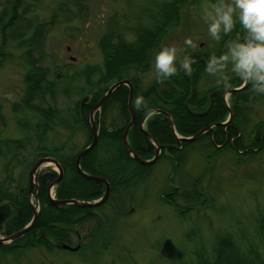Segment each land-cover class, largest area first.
<instances>
[{
	"label": "rangeland",
	"instance_id": "obj_1",
	"mask_svg": "<svg viewBox=\"0 0 264 264\" xmlns=\"http://www.w3.org/2000/svg\"><path fill=\"white\" fill-rule=\"evenodd\" d=\"M27 1L30 10L25 15L26 20L49 23L54 15L57 16V24L49 26L45 32L43 54L40 51L34 52L31 57L43 56V66L50 70L48 79H57L59 89L56 105L50 96L42 102V105L61 109L58 122L47 133L44 141L50 147L59 148L65 156L72 155L92 142L84 118H77L80 113L78 105L89 95V89L97 90L99 82L98 76L89 82L75 73L91 65L104 68L106 58L101 39L113 27V18L118 20L119 28L127 30L124 39L135 42L136 37L128 30L137 23L147 25L144 18L155 14L164 0H82L80 8L75 3L79 0ZM183 1L172 7L174 14L160 36L159 48L175 46L181 59L184 55L191 56L189 78L194 85L191 87V95L193 88L195 91L187 102L189 106L186 109L190 112L197 108L196 101L193 102L195 94L205 96L218 85L214 76L196 64L195 57L201 56L208 60L213 55H220L225 50L224 42L221 44L222 38L227 37L228 42L231 41L237 28L227 36H222L220 41L213 40L202 19L200 5L204 0ZM145 4L152 7L149 11H140ZM6 7L7 1L0 0V14ZM139 12H145L142 18L136 17ZM32 31L29 29L28 36ZM241 31L239 27L238 32ZM185 38H191L194 46H185ZM20 42V39L12 36V30L0 35V59L2 55H7L5 62L0 61L3 63L0 67V106L3 117L0 120V194L6 191L10 196L22 199L18 188L28 183L31 162L44 156H40L41 153L36 149L38 141L34 125L41 119L40 115L22 104L28 66L27 49L21 47ZM153 54L147 59L144 57L139 66L122 69V80L119 81L138 79V96L154 87L162 92L169 88L167 92L171 94L174 88L167 85L171 81L178 83L176 90L179 92H175V95H183L185 91L189 93V85L178 74L167 80H156ZM226 74L230 77V87L243 84L231 73L226 71ZM215 75L219 76L220 73ZM116 80L110 81L109 85L119 82ZM179 81L185 84L182 88L178 87L181 83ZM220 88L224 90V101L230 104L231 95H226L227 89L223 86ZM134 92L132 107L137 95L135 86ZM206 101L209 102L208 96ZM245 108L246 123H241V127L236 124V127L244 136L245 145H248L250 142L246 140H250L254 132L258 131L257 126L262 121L264 124V95H254L247 101ZM106 111L101 116L102 124L112 127L115 119L120 117V112L116 105L109 106ZM19 121L26 127L25 133L19 128ZM96 126L98 129L97 123ZM169 126L172 127L171 123ZM262 127L264 129V125ZM7 139L24 140L26 148L7 145ZM99 142L98 137L97 144ZM31 144L33 147H29ZM102 145H97L91 153L92 157L100 156L102 160L108 157ZM203 146L204 142L197 139L186 145L184 161L182 157L176 159L175 153L168 152L161 154L154 164L144 167L141 176L128 184L124 210L118 208L116 194L113 192L105 204L91 209L90 218L70 228L74 232L72 243L78 244L76 231L82 236L81 251H57L49 244L25 249L24 245L30 246L25 236L18 238H23L22 241L14 243L19 250L16 253L11 252L14 249L7 250L11 242L1 244L6 248H0V264H200V259L209 262L210 246L223 239L224 235H229L231 240L243 244L254 254L258 250L264 256V146L259 148L256 143L253 145L255 151L239 154L230 149L216 153L213 148L205 150ZM51 166L56 169L55 165ZM47 168L46 165L42 170ZM183 178L189 179V183L181 181ZM59 184L52 188L54 193ZM183 185H186V193H190L194 199L188 200L182 195L180 188ZM195 187L198 188V199ZM29 202L35 204V197L32 196ZM40 206L39 203V210ZM192 230L195 240L190 242L188 232ZM3 237L6 238L0 230V238Z\"/></svg>",
	"mask_w": 264,
	"mask_h": 264
},
{
	"label": "trees",
	"instance_id": "obj_2",
	"mask_svg": "<svg viewBox=\"0 0 264 264\" xmlns=\"http://www.w3.org/2000/svg\"><path fill=\"white\" fill-rule=\"evenodd\" d=\"M7 7L0 14V35L10 32L12 30V36L16 39H20V46L25 47L26 51V63L28 66V72L25 76V95L22 99L23 106L35 110L40 115V120L35 123V129H37L36 139L38 144L36 149L38 150L40 156H54L56 157L64 170L63 180L57 187L56 198L57 199H81L94 201L99 199L104 191L105 187L102 183L89 180L81 176L76 169L75 161L76 156L79 152L65 156L62 154L60 149L50 147L45 140V136L49 131L52 130L53 125L58 122V115L60 113L57 106H45L42 105V102L45 101L47 96H50L51 99L57 104V98L59 95L58 84L55 81H50L48 76L50 70L43 66V56L39 55L38 57L32 58L31 55L34 52H41L43 54V44L45 38V32L47 33L48 27L54 24H57V16L54 15L49 23L36 21L34 19L26 20L25 15L30 10V6L27 4V0H6ZM26 1V3H25ZM82 0L75 2L78 8L81 7ZM125 1V0H122ZM128 1V0H126ZM183 0H164L155 14L149 15L146 20V24L133 25L130 31L134 37H136L135 42H127L125 39V32L123 28H119L118 20L112 19V28L110 31L105 33L101 39V47L105 56V66L104 68L98 66H86L83 70L75 73L76 76L84 77L89 82H92L95 77L98 76L97 81V90L95 91L89 89L90 100L85 105L80 103L78 108L80 113L77 115L78 119L84 118L86 126L89 130V137L93 140V130L90 124V113L92 112L94 106L101 100L102 96L108 91L111 85L110 81L117 79L116 81L122 80L120 75L122 74V69L129 67H136L141 65L142 60L147 59L149 55H155V52L159 48V43L161 39V34L165 28L170 24L171 18L173 17L172 7L179 4ZM197 2L200 0H192V2ZM184 2V1H183ZM182 2V3H183ZM191 2V1H190ZM25 6V7H24ZM156 6V5H155ZM24 7V8H23ZM152 7L149 4H145L139 10L149 11V8ZM145 12H139L136 17L142 18ZM135 17V18H136ZM123 27V26H121ZM237 32L235 33L232 40L241 36L243 37V31L238 32L239 26L237 25ZM33 30L28 36V31ZM240 34L237 36L236 34ZM125 38V39H124ZM227 37L222 38V43L225 44L228 42ZM230 39V38H229ZM5 41V38H4ZM33 56V55H32ZM153 56H151L153 58ZM7 55H2L0 61L6 60ZM33 59V60H32ZM204 59V58H203ZM206 60V59H204ZM209 60V59H208ZM206 60V61H208ZM192 61V60H191ZM199 67L202 66L206 70V63L204 61L195 59ZM3 63L0 62V67ZM197 68V66H196ZM178 75L179 78L184 79V82L189 85V93L184 92L183 95L174 94L179 92L177 87V82H168L174 89L171 94L167 92L169 90L162 92L158 87H154L152 90H149L147 93H142V96L145 100V105L140 109L133 108L135 110L137 120L140 121L149 111L152 110H165L169 112L174 120L177 127V130L180 134L184 136H192L197 133L201 128L208 127L214 121H222L227 118L229 114V107L226 105L223 100L222 93L216 94L215 105L212 106L211 110L206 114L195 117L190 112L187 111L186 107L187 102L191 96L192 84L187 79V76L191 77V71H186L179 66ZM88 78V79H87ZM131 82L134 84L136 89V96H138L139 82L138 79L131 78ZM181 82V81H179ZM181 82L178 87H183L185 84ZM199 82V81H198ZM171 83V84H170ZM157 84V83H156ZM240 85V84H239ZM235 85V86H239ZM222 85H217L214 90L220 88ZM233 86V85H232ZM170 87V86H169ZM228 89V88H227ZM251 86L247 85L244 89L232 93L231 98L232 108L234 110L235 116L234 123L237 125H244L246 123L245 105L247 101L251 100L254 97V93L251 92ZM210 90L208 93L213 92ZM224 91V90H223ZM197 93V91H196ZM207 93V94H208ZM185 94H188L187 96ZM198 96L195 94L194 101L198 105V110L205 111L210 106V95ZM129 95L130 90L126 85L119 86L107 99L100 111L95 115V120L99 129V139L100 142L97 144L104 148V153L107 154V158L102 160L100 156L94 158L91 156L93 150L98 147L97 145L86 154L81 160V166L84 171L90 174H101L106 177L111 185V193L116 194V202L119 209L124 210L126 200V189L128 184L138 179L142 174V169L147 167L138 163L133 157L129 156L125 150L123 143V134L127 127L128 122L131 119V113L129 111ZM178 95V96H177ZM207 96L209 97V102L207 103ZM38 101V103H35ZM36 104V105H35ZM38 104V105H37ZM189 104V103H188ZM111 105H116L118 111L120 112V117H117L113 122V126L105 127L102 124L101 116ZM202 108V109H201ZM205 109V110H204ZM81 115V116H80ZM1 115V106H0V120L2 119ZM264 125L263 121L257 126ZM105 127V128H104ZM19 128L25 133L26 127L23 124H20ZM223 128H216V133L212 138L210 132H207L198 140L204 142V149L213 148L216 153H219L222 150L230 149L234 152L237 150L231 146L230 143H227L225 147L218 148L215 146V143H220L219 140H224L225 136L223 134ZM263 129V127H262ZM147 130L160 145H166L169 143L175 142V137L172 134V130L169 126V120L166 115L162 113H156L152 115L147 123ZM233 132L230 134L237 135L238 128L235 126L232 129ZM261 129L258 130L259 134ZM220 133V134H219ZM255 133V132H254ZM254 135V134H253ZM250 137V136H249ZM35 139V140H36ZM252 141V137L249 138ZM5 140V139H4ZM91 140V141H92ZM103 140V142H102ZM129 140L133 149L144 159H151L155 155V147L150 139L143 133L138 125L133 127L129 132ZM237 140V139H236ZM235 140V141H236ZM34 141V140H33ZM31 141L30 143H32ZM215 141V143H214ZM239 141V140H238ZM36 142V141H35ZM102 142V143H101ZM7 145H12L17 148H26L24 140L17 139H7L5 142ZM27 143V140H26ZM34 143V142H33ZM189 142L185 143V147L181 150L171 149L170 151L176 154V159L181 158L184 161L185 159V149L186 145ZM236 145L237 142H234ZM256 144V143H255ZM264 144V143H263ZM259 145V144H258ZM237 146V145H236ZM29 147H33L31 144ZM86 147V146H85ZM238 148L243 150L245 147L243 145H238ZM63 148H61L62 150ZM57 152V153H56ZM252 151H248L251 153ZM59 153V154H58ZM238 153V152H237ZM239 154V153H238ZM184 155V156H183ZM90 157V158H89ZM35 164L33 160L31 162V168ZM58 173L51 169L47 168L42 171L38 176L39 182V202H40V214L36 225L22 237H27V243H30V246L24 245L26 249L38 245L45 244L55 247L53 240H63L68 242V237L70 236L68 232L71 231L70 228L76 227L78 222L91 217V209H96L97 207H80L74 204H69L63 208L56 207L48 198V188L56 179ZM123 178V180H117L118 178ZM111 179V180H110ZM187 178H183V181L186 184ZM188 182V181H187ZM189 183V182H188ZM26 185H20L22 189L18 188V192L23 196L20 199L18 196H10L6 191L2 192L0 195V230L3 231L5 235H12L22 228H24L34 217V210L30 205L28 200L26 190ZM193 185V184H192ZM186 185L181 186L182 195H184L188 200L194 199L190 196V193H186ZM195 194L197 195L196 199L200 198L198 196V188L195 187ZM192 194V193H191ZM113 196V195H112ZM44 207V208H43ZM101 207V206H99ZM189 215V214H188ZM187 216V215H186ZM181 217H185L182 215ZM194 231L188 232V240L193 242L195 240ZM264 236V230H262ZM23 239V238H22ZM22 239L16 240L14 243L22 241ZM11 244L7 247V250H11L12 253L18 252L16 245ZM32 244V245H31ZM248 245V243H246ZM6 248L0 244V248ZM21 247V246H20ZM210 257L208 261L200 259V264H264V256L261 252L257 250L254 254L253 251H249L243 244H239L230 239L229 235H224L223 239L218 240L210 246Z\"/></svg>",
	"mask_w": 264,
	"mask_h": 264
},
{
	"label": "clouds",
	"instance_id": "obj_3",
	"mask_svg": "<svg viewBox=\"0 0 264 264\" xmlns=\"http://www.w3.org/2000/svg\"><path fill=\"white\" fill-rule=\"evenodd\" d=\"M202 19L207 25L208 35L216 41L227 36L239 25L243 37L225 44L220 55H213L206 63V72L216 78V83L227 89L230 77L238 78L251 86V92L264 95V0H204L200 5ZM183 44L193 47V40L185 38ZM179 64L185 71L191 70V59H181L175 46H162L154 55L156 80H167L177 74ZM220 73L219 76L215 74ZM145 105L142 96H137L134 107ZM152 115L154 113H148Z\"/></svg>",
	"mask_w": 264,
	"mask_h": 264
},
{
	"label": "water",
	"instance_id": "obj_4",
	"mask_svg": "<svg viewBox=\"0 0 264 264\" xmlns=\"http://www.w3.org/2000/svg\"><path fill=\"white\" fill-rule=\"evenodd\" d=\"M123 84L128 85L129 88H130L129 109H130V112H131V115H132L131 122L127 126V128H126V130L124 132V135H123V143H124L125 150H126V152L129 155H131L137 162H139L142 165H152V164H154L160 158L161 149L163 148V146L160 145V144H158L156 142V140L152 137V135L149 132H147V131H145V132H146L148 138L150 139V141L153 143V145L155 147V156H154V158L152 160H145L136 151H134V149L132 148V146L130 144V141H129V131L132 128V126H133V124L135 122V112H134L133 107H132V100H133V97H134V94H135V92H134V86L128 80L119 81V82L113 84L108 89V91L104 94V96L101 98V100L94 106L92 112L90 113L89 120H90V124L92 126V129H93V141L91 142L90 145H88L87 147H85L84 149H82L79 152V154L77 155V158H76V168H77V171L84 178L89 179V180H94V181H97V182H101V183H103L106 186V190H105V193L102 196V198H100L98 200H95V201H88V200H81V199H56L52 195V187H54L55 185H57L61 181L62 176H63V169L60 166L59 162L55 158H52V157H41V158H39L36 161L35 166L32 168V170L30 171V174H29V177H30L29 195L33 192L34 185L36 184V181H37V174L40 171V169L43 166H45V165L54 164L58 168V170L60 172V178H59V180H57L53 184H51V186L49 188L48 197H49L50 201L56 207L63 208L65 206L69 205V204H74V205H77V206H80V207H98V206H101V205H103L104 203L107 202V200L109 199L110 193H111V187H110L109 182L103 176H100V175H91V174L87 173L86 171H84L82 169V167H81V159L86 154H88L96 146V144L98 142L99 134H98V129H97L96 122H95V114L97 113L98 110H100V108L102 107V105L104 104V102L106 101V99L119 86H121ZM246 86H247L246 84H243L240 87H231V88H229L226 91V95L227 94H230L231 95L232 93H234L236 91H240V90L244 89ZM193 87H194V85H193ZM194 91L195 90L193 88L192 96L194 95L193 94ZM215 93L216 92H213V94L211 96L213 97ZM226 95H225V99L227 97ZM192 96H191V98H192ZM191 98H190V100H191ZM88 99H89V96H86L84 98V100H83V103H85ZM159 112H164V111L160 110ZM231 114H232V109L230 108V115ZM167 115L169 116V120H170V123L172 125V129H173L174 133L176 134L175 127H174V124H173V118L168 113H167ZM208 130H212V127H206L204 129H202L201 131H199L194 136H192V137H184V138H181L180 140L181 141H187V142L195 141L203 133H205ZM32 207H33L34 212H35L32 221L29 224H27L24 228H22L21 230H19L18 232L14 233V234L6 237V238H0V243H6V242L15 241L19 237L23 236L25 233L29 232L36 225V222H37L38 217H39V211H40L39 210V200H38V197H36V205H32ZM58 245L61 246L62 248L69 249V250H77L80 247L79 246L80 244L77 247H74V248H72L71 246H69V245H67L65 243H58Z\"/></svg>",
	"mask_w": 264,
	"mask_h": 264
},
{
	"label": "flooded vegetation",
	"instance_id": "obj_5",
	"mask_svg": "<svg viewBox=\"0 0 264 264\" xmlns=\"http://www.w3.org/2000/svg\"><path fill=\"white\" fill-rule=\"evenodd\" d=\"M191 57V56H190ZM195 59H198V60H201V61H204L205 63H207V61L206 60H204L201 56L199 57L198 56V58L197 57H195ZM222 88H219V89H216L215 91H217L216 92V94L218 93H222ZM214 92V91H213ZM212 93V92H211ZM223 94V93H222ZM210 95V94H209ZM88 100H90V97H89V99ZM223 100H224V98H223ZM215 101H216V98H215V94H214V96L212 97V105H211V101H210V105L211 106H209L205 111H202V110H198L199 108H198V105L197 106H195V107H197L196 108V110L195 111H190V113L192 114V115H194L195 117H200V116H202V115H204V114H206L208 111H210L211 110V108H212V106L213 105H215L216 103H215ZM89 102V101H88ZM87 102V103H88ZM225 103H226V105L229 107V109L231 108L232 109V114L231 115H229L230 114V112H229V114H228V116H227V118H225L224 120H222V121H214V122H212L211 124H209V126L208 127H212V130H210V131H212V133H210V135H211V137L213 138L214 137V135H215V133H216V128H218V127H222L223 129V134H224V136H225V139L224 140H219L220 141V143H215V141H214V143H215V146L216 147H218V148H221V147H225L226 146V144L227 143H230L231 144V146H233L236 150H237V152L238 153H245V152H248V151H255V148L253 147V145L255 144V143H258L259 145V148H260V146L261 147H263L264 146V129H262V125L261 126H259V129H261V132L259 133V134H257L258 133V131H256L255 133H254V135L252 136V141H248V140H246V141H248V142H250V143H252V145L250 144V143H248V145H245L246 143L244 142V139H243V137L244 136H242V134L241 133H238L237 135H231L230 133L231 132H233L232 131V129L236 126V123H234V120H235V114H234V110H233V108H232V104L230 103V101H229V103L230 104H228L226 101H225ZM202 109V108H201ZM165 111V110H164ZM150 112V111H149ZM166 113H164V112H157V113H162V114H164V115H166L167 116V118H168V120H169V116L167 115V113L169 114V115H171L169 112H167V111H165ZM154 114H156V113H154ZM154 114H152V115H154ZM152 115H149L148 113L140 120V121H138L137 120V116H136V113H135V122H134V124H133V126H132V128L133 127H135L136 125H138L139 127H140V129L143 131V133L147 136V134H146V132L145 131H147L148 132V130H147V123H148V120H149V118L152 116ZM172 116V115H171ZM131 119H132V116H131ZM131 119H130V121L128 122V124H127V126L130 124V122H131ZM174 119V118H173ZM143 122V123H142ZM169 123H170V120H169ZM173 123H174V125L176 126V124H175V120H173ZM221 125H220V124ZM240 127H241V125H239ZM127 128V127H126ZM131 128V129H132ZM130 129V130H131ZM171 129H172V127H171ZM203 128H201V130H202ZM258 129V130H259ZM126 130V129H125ZM175 130H176V128H175ZM201 130H199V131H201ZM238 130H239V128H238ZM198 131V132H199ZM209 130L208 131H206L204 134H206L207 132H210ZM130 132V131H129ZM197 132V133H198ZM176 133L177 134H175L174 133V131H173V129H172V134H173V136L175 137V142H173V143H169V144H166V145H162L163 146V148L161 149V154H164V153H170V154H172L173 152H171L170 150L173 148V149H176V150H181V149H183L184 147H185V143L187 142V141H181L180 139L181 138H184V137H188V136H184V135H182V134H180L179 132H178V130H176ZM197 133H195V134H197ZM194 134V135H195ZM204 134H202L201 136H203ZM220 134V133H219ZM194 135H192V136H194ZM201 136L198 138V140L201 138ZM148 137V136H147ZM237 139V140H236ZM236 140V141H235ZM239 140V141H238ZM234 142H237V146L234 144ZM238 145H243L245 148L243 149V150H241V149H239L238 148ZM133 148V147H132ZM135 151V150H134ZM161 154H160V156H161ZM129 155V154H128ZM130 156V155H129ZM132 157V156H131ZM57 159V158H56ZM58 160V159H57ZM59 161V160H58ZM59 164H60V162H59ZM60 166L62 167V165L60 164ZM51 169H53V168H51ZM62 169H63V167H62ZM53 170H55V169H53ZM42 171H44V170H41L40 172H38V174H37V181H36V184L34 185V188H33V192H32V196H34L35 197V199H36V197H38V199H39V192H40V188H39V182H38V176H39V174L42 172ZM56 171V170H55ZM58 173V172H57ZM63 174H64V170H63ZM93 175H100V176H102L101 174H93ZM82 176V175H81ZM63 177L64 176H62V179L61 180H63ZM104 177V176H103ZM59 178H60V174L58 173V176H57V178L56 179H54V181H53V183L55 182V181H57V180H59ZM106 180H109V179H107L106 177H104ZM111 180V179H110ZM117 180H123V178L121 177V178H118ZM61 182V181H60ZM52 183V184H53ZM101 183V182H100ZM103 184V183H102ZM110 184V183H109ZM104 185V184H103ZM30 186V177L28 176V184H27V190L25 191L26 192V194H27V197H28V199L30 200V198H31V195H29V189H28V187ZM104 187H105V190H106V186L104 185ZM19 189H22V191L24 192V189L23 188H21V186H19ZM105 192V191H104ZM104 194V193H103ZM40 201V200H39ZM31 204V203H30ZM34 214H35V212H34ZM39 214H40V211H39ZM39 218V217H38ZM38 221V220H37ZM37 223V222H36ZM69 233V237H68V242L67 241H63V240H56V241H54L53 243H55V249L58 251V250H61V251H68V252H78V251H81V249L83 248V245H82V243H81V240H82V236L80 235V233H79V231H76V233H77V243L78 244H74V243H72L71 242V236L74 234V232H73V230H71L70 232H68ZM4 234V233H3ZM5 235V234H4ZM6 237H8L9 235H5ZM15 241H12L11 242V244H13ZM58 243H65V244H67V245H69V246H71L72 248H74V247H77L79 244V248L77 249V250H69V249H65V248H62L61 246H59L58 245ZM0 244H4V243H0Z\"/></svg>",
	"mask_w": 264,
	"mask_h": 264
},
{
	"label": "bare ground",
	"instance_id": "obj_6",
	"mask_svg": "<svg viewBox=\"0 0 264 264\" xmlns=\"http://www.w3.org/2000/svg\"><path fill=\"white\" fill-rule=\"evenodd\" d=\"M135 111V110H134ZM46 166V165H45ZM47 166H49V165H47ZM31 205V204H30ZM32 206V205H31ZM33 208V207H32ZM34 210V209H33Z\"/></svg>",
	"mask_w": 264,
	"mask_h": 264
}]
</instances>
